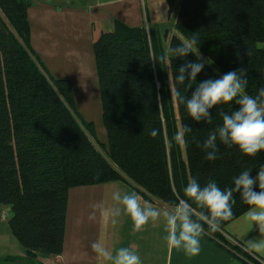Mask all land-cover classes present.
<instances>
[{"label":"trees","instance_id":"1","mask_svg":"<svg viewBox=\"0 0 264 264\" xmlns=\"http://www.w3.org/2000/svg\"><path fill=\"white\" fill-rule=\"evenodd\" d=\"M167 4L174 33L115 23L93 42L103 144L94 124L79 116L70 82L52 78L36 58L27 19L31 0H0V205L9 207L8 227L29 258L61 254L72 188L123 181L145 200L172 209L192 177L201 186L215 179L225 190L234 187L232 179L241 171L251 170L255 177L264 165V152L244 156L219 139L214 162L205 160L198 146L222 124L224 114L239 109L238 103L214 106L208 124L193 121L173 95L176 88L190 98L198 83L241 70L245 93L257 96L264 88V3ZM191 41L201 54L199 62L213 63L205 64L196 81L186 78L176 85L179 68L196 62V56L174 58L169 49ZM149 127L158 129L156 138L146 134ZM184 127L192 131L181 144L175 136ZM232 199L235 219L249 206L240 192H233ZM194 211L196 217L206 214L196 206ZM228 222H221L216 233L207 232L204 224L203 236L244 264H264L226 234Z\"/></svg>","mask_w":264,"mask_h":264},{"label":"crops","instance_id":"2","mask_svg":"<svg viewBox=\"0 0 264 264\" xmlns=\"http://www.w3.org/2000/svg\"><path fill=\"white\" fill-rule=\"evenodd\" d=\"M31 2L27 19L30 45L36 58L52 78L70 82L75 108L76 104H82L86 111L93 113L96 104L100 103L93 54L95 38L104 31L113 30L115 23L130 28H157L161 33L171 28L174 32L168 0ZM77 109L81 113L80 106ZM79 112V116L89 122ZM100 142L106 144L102 138ZM133 191L141 205L148 203L162 212L171 211L158 201L145 200L135 188L123 181L72 188L67 194L62 252L50 258H29L26 255L8 227L9 207L0 205V214L4 213L0 218V264H111L92 251L91 245L97 242L111 255L119 247H131L140 255L142 264H244L203 235L198 255L190 256L183 249L169 248L163 216L135 231L123 206L113 199L116 192L125 194ZM117 209L120 210L119 215L116 214ZM244 213L229 221L224 230L245 246L247 240L264 236L256 226L247 231L243 224ZM255 255L264 262V256Z\"/></svg>","mask_w":264,"mask_h":264},{"label":"clouds","instance_id":"3","mask_svg":"<svg viewBox=\"0 0 264 264\" xmlns=\"http://www.w3.org/2000/svg\"><path fill=\"white\" fill-rule=\"evenodd\" d=\"M260 2L264 3V0ZM169 53L174 58H184L190 54L196 56V62L179 68V74L175 77L176 85H183L186 78L191 82L196 81L205 64L213 63L209 60L199 62L201 54L195 47V41L177 43L169 49ZM243 75L241 70L230 71L219 79L198 83L190 98H185L179 90L173 89V95L195 122L207 121L211 124L209 110L214 106L233 101L240 105L238 110L224 114L222 124L198 145L207 161L214 162L219 158L217 139L229 148H237L244 156L255 157L264 152V88L258 91L257 96L245 93L247 81L241 79ZM191 131L184 127L177 133L175 140L181 144L186 143L185 136ZM145 132L152 138L159 135L158 129L153 127L146 128ZM232 183L233 188L221 190L215 179H209L201 186L192 177L187 181L182 197L173 204L171 211L162 212L148 203L141 205L135 191L125 194L116 192L113 199L123 206V211L131 218L135 231H140L149 222L154 223L163 216L167 225V246L183 249L188 255L195 256L200 252V238L206 233L204 224L208 226L207 232L216 233L221 231V222L233 220V192H240L243 201L249 206L243 215V224L247 226V231L256 226L264 236V165L259 168L255 177L251 175V170H243L233 177ZM255 188L259 191H255ZM194 206L206 210V214L201 211L196 217ZM119 213L120 210L117 209L116 214ZM91 248L98 257L110 261L111 264H142L140 255L131 247H119L114 255L109 254L98 242L93 243ZM245 248L250 254L264 256V238L247 240Z\"/></svg>","mask_w":264,"mask_h":264},{"label":"rangeland","instance_id":"4","mask_svg":"<svg viewBox=\"0 0 264 264\" xmlns=\"http://www.w3.org/2000/svg\"><path fill=\"white\" fill-rule=\"evenodd\" d=\"M66 0H57V3L61 4V3H65ZM71 0H68V2H70ZM74 1V0H72ZM171 28L169 29V32L170 33H174V32H171ZM81 108V113L80 115L87 121L89 122H93L94 123V126H95V131H96V134H97V139L98 141L100 142V139L102 138L103 139V142H106V134H105V130L103 128V125H102V119H101V105L100 103L96 104L95 106V113L93 112H90V111H86L83 107L82 104H76V108L79 107ZM97 108V110H96ZM3 212L2 214H0V218L3 216ZM9 218H7L8 220ZM1 226V225H0ZM16 242V241H15Z\"/></svg>","mask_w":264,"mask_h":264}]
</instances>
